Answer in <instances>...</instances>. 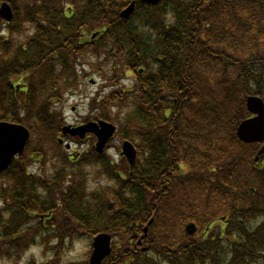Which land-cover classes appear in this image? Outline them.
I'll return each mask as SVG.
<instances>
[{
    "label": "trees",
    "instance_id": "trees-1",
    "mask_svg": "<svg viewBox=\"0 0 264 264\" xmlns=\"http://www.w3.org/2000/svg\"><path fill=\"white\" fill-rule=\"evenodd\" d=\"M8 1L15 16L0 21V119L26 122L30 150L37 136H62L78 65L96 66L88 55L103 64L107 53L108 91L92 104L107 113L95 119L115 122L116 136L138 150L133 165L105 163L91 138L89 163L110 178L95 191L78 175L68 181L72 169L36 175L29 165L44 148L17 157L0 185L9 252L47 244L58 256L69 240L108 232L116 241L104 264H264L261 144L237 136L251 115L246 98H264V0H135L127 17L134 0ZM21 18L35 34L13 46ZM225 214L223 231L208 228Z\"/></svg>",
    "mask_w": 264,
    "mask_h": 264
},
{
    "label": "rangeland",
    "instance_id": "rangeland-1",
    "mask_svg": "<svg viewBox=\"0 0 264 264\" xmlns=\"http://www.w3.org/2000/svg\"><path fill=\"white\" fill-rule=\"evenodd\" d=\"M26 1L20 0L23 5ZM20 24H22L19 26L22 27L23 33L19 34L18 38H15L16 36H14L13 32L10 34V41L13 46H18L17 44L23 43L35 34L33 26L30 23H23L21 18ZM0 51L2 52L1 48ZM101 57L103 62H105L103 64L98 63L94 56L88 55L87 60L84 61H93V63H96V66H90L88 64L78 65L80 77L77 88L73 92L65 94L64 99H66V102L61 109L65 124L79 125L87 119L96 120L95 116H98L100 113H107V106L99 111L92 106L93 103L99 102V99L105 96L108 91L107 80H104L103 72L100 70L102 68L103 71H107L108 57L107 54ZM85 72L87 73L86 76H84ZM83 77H86V79L82 82ZM59 104L61 103H57L56 105ZM51 137L52 139L47 136H42L45 139L42 140L37 136L31 142V148L33 149L30 150V144L27 147L29 153L34 149L44 148V156L41 162H31L29 165V168L36 175H45L48 172L55 174L56 171L60 173L62 171L61 168L64 171L72 169L67 172L71 176L68 177L67 175L68 181H74L73 177L78 175L77 177L86 183L89 191L101 190V188L107 187L110 183V178L107 176L106 168L96 162L89 163L95 158L90 152L92 144L90 138L81 139L78 137L81 140H76L66 137L65 141L60 143L58 142L59 136L51 135ZM123 141V138L117 136L112 139L105 152V163H107V159H110L118 165L123 164L124 159L120 157V149ZM66 144H69V148ZM77 152L82 153V157L74 161L75 159H72L73 156L69 155V153L77 154ZM8 179L9 177H0V185ZM0 201V204H2L1 199ZM218 223L222 225V228L224 227V220L220 221L219 219ZM1 234L2 231L0 230V264H88L92 253L91 242L86 236H83L79 240L67 241L66 246L64 245L65 248L63 247L61 249L58 256L55 249H52L53 246L47 244L32 247L20 255H14L9 252V248L6 245L7 241L1 239Z\"/></svg>",
    "mask_w": 264,
    "mask_h": 264
},
{
    "label": "water",
    "instance_id": "water-1",
    "mask_svg": "<svg viewBox=\"0 0 264 264\" xmlns=\"http://www.w3.org/2000/svg\"><path fill=\"white\" fill-rule=\"evenodd\" d=\"M149 4H156L161 0H142ZM136 2L121 13L127 17L135 9ZM0 13L7 20L13 18V12L8 3H3L0 8ZM248 109L256 114L255 117L244 120L238 127L237 134L241 140L246 142L264 141V100L258 96H249L247 98ZM64 133H70L73 136L84 138L87 133H93L97 137L96 150L103 153L109 140L116 132V126L110 122L100 120L98 122H88L85 125L72 128L71 126L64 127ZM31 136L28 127L21 123H11L0 121V171L5 170L12 163L17 154H22L25 150ZM122 154L127 157L131 164L134 163L137 156V151L133 143L125 141L122 145ZM264 152V148L262 149ZM187 229L193 231L194 224L188 225ZM93 252L90 257L89 264H103V260L112 251V236L108 233L97 235L93 242Z\"/></svg>",
    "mask_w": 264,
    "mask_h": 264
},
{
    "label": "flooded vegetation",
    "instance_id": "flooded-vegetation-1",
    "mask_svg": "<svg viewBox=\"0 0 264 264\" xmlns=\"http://www.w3.org/2000/svg\"><path fill=\"white\" fill-rule=\"evenodd\" d=\"M0 20L3 21L1 18H0ZM4 23H5V24H9V23H6V22H4ZM8 29H9V28H8ZM90 40H91V41H90ZM90 40H88V42H87L88 44H90V43H94L93 41H95V39H90ZM41 218H42V217H41ZM46 219H47V217H43V218H42L43 221H46Z\"/></svg>",
    "mask_w": 264,
    "mask_h": 264
}]
</instances>
